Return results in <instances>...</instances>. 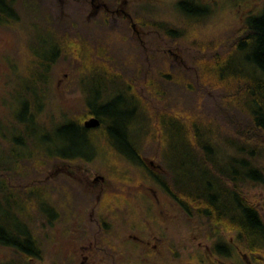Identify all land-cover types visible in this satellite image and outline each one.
I'll return each instance as SVG.
<instances>
[{
    "label": "trees",
    "instance_id": "1",
    "mask_svg": "<svg viewBox=\"0 0 264 264\" xmlns=\"http://www.w3.org/2000/svg\"><path fill=\"white\" fill-rule=\"evenodd\" d=\"M51 1L0 0V9L10 10L13 15L8 18L0 15L1 28L8 27L20 33L18 18L50 17L52 20H43L47 26L71 37L68 45L63 44V54H48L36 59L37 63L49 67H33L30 81H33L34 89L30 94L23 93L22 113L30 111L32 118L38 119L40 97H43L45 107L55 111L59 89L53 64L60 60L72 65L66 88L78 87L82 91L80 110H66L61 122L48 124L53 128L46 130L43 137L46 146L39 145L34 140L35 131H28L27 126L15 118L12 126L17 130L8 145L0 141V206L4 210L0 213V264H46L45 256L53 244L72 247L91 237L97 242L98 250L107 251V257L111 259L108 253L113 252L114 246L110 237L116 235L114 229L117 228L106 202L114 193L116 183L107 177L109 184L104 186L102 194L94 195L85 189L79 191L81 185L77 180L63 173L67 165L95 164L99 159L95 158L97 150L110 149L114 141L126 145V152L136 156L134 163L146 169L142 158L144 151L136 152L127 131L125 135L115 129L119 114L113 111L125 95L130 102L153 109L152 104H144L146 97L140 95L142 87L152 92L157 104H167V110L157 114L164 118V133L171 128L168 139L172 149L168 157L163 151V126L159 139L155 137L144 144L146 149L155 147L158 163L154 159L150 163L162 171L146 169L149 179L157 181L185 214L200 221L202 227L198 228L204 229L207 238L215 235L218 229L234 232L264 229L260 211L244 191L247 186H264V14L230 31L211 49L199 41H188L183 34L173 32L172 36L164 37L158 29L165 27L162 22L134 18L140 28L152 32L153 47L157 52L151 54L150 59H144V52L126 40V51L129 50L133 60L136 59L135 63L139 60L143 66L96 69L92 76L98 86L103 83L104 89L98 91V94L102 92L98 99L90 100L91 93L79 83V69L85 59L77 56V38L85 36L89 47L82 48L83 55L90 61L97 59L110 66L108 43L101 40V35L107 33L104 36L110 37L112 33L114 42L121 33H130L131 26L126 23L123 28L113 22L114 29L111 30L102 13L97 19L78 22L74 17L89 14L85 1L76 2L78 11L71 15L72 18L68 17V12L60 14L52 9L48 5ZM73 3V0H65L64 7ZM15 8H18L17 13ZM192 11L197 13L195 8ZM58 15L63 19L53 18ZM167 46L176 48L183 56L188 49L195 67L189 64L188 56L186 67H168L169 62L161 51ZM103 47H106L104 54L99 51ZM223 49V53L241 50L255 67L247 64L242 67L238 64V67H200L208 58L219 59ZM237 61L234 58L231 64ZM119 68L121 73L117 72ZM126 69L129 72L133 69L131 75ZM140 73L144 75L141 79ZM170 85L177 87L175 94ZM101 95L108 97L102 101ZM93 116L100 120V125L87 128L85 121ZM26 142L30 149L28 157L19 150ZM122 193L126 196V191ZM84 203L90 205L89 216L82 210ZM123 205L119 207L122 209ZM10 210L13 215L8 214ZM107 257L105 260L109 262ZM61 259V264H78L74 253Z\"/></svg>",
    "mask_w": 264,
    "mask_h": 264
},
{
    "label": "rangeland",
    "instance_id": "2",
    "mask_svg": "<svg viewBox=\"0 0 264 264\" xmlns=\"http://www.w3.org/2000/svg\"><path fill=\"white\" fill-rule=\"evenodd\" d=\"M192 1L194 4H190L189 0H126V10L135 19L139 18L151 23L154 21L158 23L161 17L166 18L168 23H164V28L171 29L170 34L175 32V34L186 35L188 41H199L209 49L216 42L227 37L230 31L239 29L247 24L251 18L264 14V0ZM74 2L64 7V13L68 12L69 18H72L74 12L78 11L75 5L77 0H74ZM194 8L197 9V13L192 11ZM14 11L17 13L18 8H15ZM18 20L17 27L20 33L15 29L0 27V135L2 136L0 141L2 140L4 145H8L10 138L17 130L16 126H12V121L15 118L21 120L22 124L27 126L28 131L33 129L35 131L34 140L44 147L46 146L43 139L45 132L53 128L48 124L61 122L66 110L81 109L82 91L78 87L66 88L68 73L71 70L70 67H72L71 63L60 60L54 66L53 72L59 89L58 97L54 103L55 111L45 107L43 97H40L39 118L34 120L30 115V111L22 113L24 108L22 106L25 104L22 96L25 92L30 94L34 89L33 81H30L33 67H49V65L37 63L36 59L39 60V58L46 57L48 54L54 56H57L59 52L63 54V44L68 45L71 37L53 31L50 26L45 24V21L39 18L23 17L18 18ZM112 27L111 30L114 29V26ZM132 30L131 27V32ZM106 34L104 33V35ZM104 35H101V40L108 43L110 39ZM126 40L128 41V38ZM129 42L133 43L132 41ZM77 44V56L83 60L85 59V63L79 69L81 80L79 83L91 93L90 100L98 99L102 93L98 94V91L104 89V87L102 86L103 83L97 85L92 72L98 68L109 69L113 66L111 61L109 66L97 59L90 61L86 55H83L84 50L82 48L89 47L85 36L78 37ZM91 51L93 52L94 49H91ZM99 51L104 54L106 47L101 48ZM223 52L224 49L220 51V53ZM129 53V50L126 51V63L130 62L132 66L136 67L143 66V63H140L139 60H137L138 63H135L136 59L133 60L134 57ZM183 54L185 59L188 56L189 64L195 67L194 61L189 57L188 49ZM234 58L239 61L231 64ZM196 61L199 62V60ZM205 63L200 67H238L237 64L240 67L246 64L249 67H255L247 54H243L241 50H233L229 53L225 51L219 59L212 60L208 58ZM8 67H10L9 70ZM132 70L129 72L126 69L130 75L133 72ZM120 71L121 68L117 69V72L121 73ZM217 71L220 72V70ZM138 76L141 79L144 75L140 73ZM139 86L142 87L143 84L140 83ZM170 87L171 92L175 94L177 87L175 88V85H170ZM140 95L146 97L144 104H152L153 109H148L142 104L136 105L126 99L125 95L123 100L113 109L114 112L119 114L115 129L125 135L127 131L136 152L142 153L144 151L142 158L146 169H149V171L154 169L161 173L160 169H156L150 163L152 159L158 163L157 150L153 146L146 149L144 144L148 143L149 139H155V137L159 139L161 136V128L165 124L163 116L158 115L157 112L167 110L168 106L166 103L157 104L152 92L145 90L143 87L140 90ZM107 97L102 98L101 95V100L104 101ZM156 105H158L157 108H154ZM190 111L192 114L193 110L190 109ZM50 116L54 117L51 118ZM157 122L158 124H156ZM168 125L170 126V124ZM164 127L162 141L165 146L163 151L168 157L172 149L171 142L168 139L171 128H168V134L167 132L164 133ZM163 137L165 138L163 139ZM111 145L108 150H97L95 158L99 159L96 160L95 164L83 162L67 165L68 167L64 169L63 174L77 180L81 185L79 191L88 190L94 195L102 194L104 186L109 184L107 177L114 180L116 188L114 193L108 197L106 204L115 217V226L118 233H122L120 241L126 243V264H196L192 261L195 258V251L203 252L204 243L208 240L206 234L203 233L204 229H199L202 227L200 221L196 217L185 214L179 204L164 192L157 181L149 179L147 170L141 164L134 163L136 156H131L130 153L126 152V145L115 141ZM19 150L24 157H28L30 149L27 142L20 146ZM126 159L130 161L127 162ZM99 175L104 176L105 180L103 182L98 180L94 183L95 178ZM124 183H126V187H124ZM122 191H126V196L123 195ZM244 191L258 208L264 221V186L255 184L244 187ZM84 204L82 210L89 216L90 205L88 203ZM122 204L124 205L121 209L119 205ZM1 212H4V210L0 206ZM9 213L13 215L14 212L10 210ZM221 231L226 232L223 234L226 241H230L231 238L235 237L234 231ZM91 240H94V238L91 237L85 243L72 247L53 244L45 256V263L61 264L63 262L61 257L74 253L75 261L78 264H96L90 258L93 253ZM1 258L2 253L0 251Z\"/></svg>",
    "mask_w": 264,
    "mask_h": 264
},
{
    "label": "flooded vegetation",
    "instance_id": "3",
    "mask_svg": "<svg viewBox=\"0 0 264 264\" xmlns=\"http://www.w3.org/2000/svg\"><path fill=\"white\" fill-rule=\"evenodd\" d=\"M80 2L82 0H79ZM87 7H89L88 16H76V21H91L97 19L99 14H105L104 19L110 24H121L123 28H126V23H129L132 27L131 33H121L119 38L113 42L112 33H110V41H108V49L110 53V61L113 67H134L130 62L126 63V36L128 41H132L140 50L144 52V59H150L149 56L154 53L152 32L149 30H143L137 23L134 22V17L126 10V0H83ZM190 4H194L192 0H189ZM65 0H53L48 5L52 9H55L58 13H63ZM257 17V16H256ZM56 20H62L63 17L59 15ZM42 20H52L50 17H40ZM252 19V18H251ZM162 23H168L166 18L161 17ZM162 34L164 37L170 34L166 28H162ZM168 37V36H167ZM167 44V43H166ZM164 57L168 60V67H178L184 65L186 67V60L176 48L167 46L161 49ZM190 66V65H189ZM138 67H142L141 65ZM102 181V180H101ZM97 182L94 180V183ZM103 182V181H102ZM102 230V229H100ZM115 236L110 237L112 240L114 250L109 252L107 257V251L100 252L97 248V242L91 240L93 253L90 258L96 264H126V249L125 244L121 239V234L118 233V229H114ZM216 231V230H214ZM244 231V232H243ZM215 235L207 238L204 243V251H195V258L192 260L196 264H264V229H238L235 231V237L230 241H226V232L218 229L214 232ZM250 233V234H249ZM126 235V232H125ZM109 259L107 262L105 259Z\"/></svg>",
    "mask_w": 264,
    "mask_h": 264
},
{
    "label": "water",
    "instance_id": "4",
    "mask_svg": "<svg viewBox=\"0 0 264 264\" xmlns=\"http://www.w3.org/2000/svg\"><path fill=\"white\" fill-rule=\"evenodd\" d=\"M99 125H100V120H99L97 117H95V116L90 117L89 119H87V120L85 121V126H86L87 128H95V127H98ZM95 180H96V181H98V180H102V181H104L105 178H104V176L99 175V176H97V177L95 178Z\"/></svg>",
    "mask_w": 264,
    "mask_h": 264
},
{
    "label": "bare ground",
    "instance_id": "5",
    "mask_svg": "<svg viewBox=\"0 0 264 264\" xmlns=\"http://www.w3.org/2000/svg\"><path fill=\"white\" fill-rule=\"evenodd\" d=\"M73 1H74V0H73ZM77 2H80V1L77 0ZM74 3H75V2H74ZM0 15L4 16L5 18H8V17H10V16H13L10 10L6 11V10H4V9H0ZM116 39H117V38H116ZM116 39H115V40H116ZM53 56H54V55H53ZM53 56H52V58H51L52 63L54 62ZM55 64H56V63H55ZM55 64H53V67L55 66Z\"/></svg>",
    "mask_w": 264,
    "mask_h": 264
}]
</instances>
